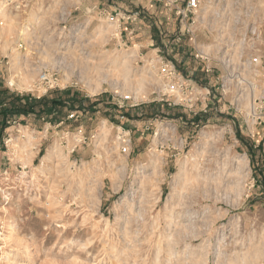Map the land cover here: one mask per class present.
I'll list each match as a JSON object with an SVG mask.
<instances>
[{
  "label": "rangeland",
  "instance_id": "374dc122",
  "mask_svg": "<svg viewBox=\"0 0 264 264\" xmlns=\"http://www.w3.org/2000/svg\"><path fill=\"white\" fill-rule=\"evenodd\" d=\"M1 11L0 90L40 106L0 139V264H264V127L157 101L159 57L204 78L166 0Z\"/></svg>",
  "mask_w": 264,
  "mask_h": 264
},
{
  "label": "built area",
  "instance_id": "2783aa9c",
  "mask_svg": "<svg viewBox=\"0 0 264 264\" xmlns=\"http://www.w3.org/2000/svg\"><path fill=\"white\" fill-rule=\"evenodd\" d=\"M261 1L264 3V0H166L176 25L171 43L173 46L184 44L204 78L195 79L180 71L173 61L159 57L158 84L154 90L157 101L181 107L193 116L197 114V106L205 110L215 103L218 105L213 106L214 111L229 113L231 122L234 124L238 119L247 131L255 125L264 127V4ZM29 2L0 0V9L21 12ZM91 11L95 12L93 18L99 14L112 21L97 6H92ZM68 16L62 10L60 23ZM14 51L25 50L17 44ZM4 59L0 58V71L10 65L9 58L5 62ZM9 79L7 76L3 90L17 92ZM50 84L48 74L40 70L35 88L44 92L36 99L46 94ZM32 99H35L33 95L26 100ZM221 105L227 109L221 110ZM73 117L74 114L69 116ZM6 123L10 124V120ZM16 134L20 139L25 137L19 129Z\"/></svg>",
  "mask_w": 264,
  "mask_h": 264
},
{
  "label": "trees",
  "instance_id": "16d2710c",
  "mask_svg": "<svg viewBox=\"0 0 264 264\" xmlns=\"http://www.w3.org/2000/svg\"><path fill=\"white\" fill-rule=\"evenodd\" d=\"M12 99L6 102V92L0 90V139L6 128V121L12 115H25L30 113L31 109L39 105V102L33 104H27V102L18 99L17 97L10 96ZM40 106V105H39Z\"/></svg>",
  "mask_w": 264,
  "mask_h": 264
},
{
  "label": "crops",
  "instance_id": "0c3cea01",
  "mask_svg": "<svg viewBox=\"0 0 264 264\" xmlns=\"http://www.w3.org/2000/svg\"><path fill=\"white\" fill-rule=\"evenodd\" d=\"M11 95H10V93H8V92H6V102H9L11 99H12V97H10ZM24 117V116H23ZM26 117H32L31 115H27ZM19 118V117H18ZM45 118V117H44ZM42 116L40 117V119L41 120H43L44 119ZM17 120V119H16ZM18 122V120L17 121H15L14 123L16 124ZM14 128V127H13ZM9 129H11V128H9ZM9 129H7V130H9ZM18 129V128H17ZM16 129V130H17ZM250 151L254 154V159H256V160H258L259 159V162H263V159L261 158L260 159V152L259 151H255L254 149H250ZM258 158V159H257Z\"/></svg>",
  "mask_w": 264,
  "mask_h": 264
},
{
  "label": "bare ground",
  "instance_id": "6f19581e",
  "mask_svg": "<svg viewBox=\"0 0 264 264\" xmlns=\"http://www.w3.org/2000/svg\"><path fill=\"white\" fill-rule=\"evenodd\" d=\"M5 13L4 11H1V14L3 15L4 18H7V16H5ZM10 26H11V23H10ZM7 31V30H6ZM9 35V34H8ZM7 43V42H6ZM60 54V53H59ZM12 58V56H10ZM124 63V62H123ZM43 68H41V70H43L44 72L46 71V68L45 66H42ZM46 73V72H45ZM39 74V73H38ZM127 78V77H126ZM9 81L13 84V85H16L14 82H13V79H9ZM35 88V85L33 86ZM30 89V88H29ZM33 89V88H32ZM18 91V89H17ZM29 91H32V90H29ZM199 166V165H198ZM197 174V173H196ZM198 175V174H197Z\"/></svg>",
  "mask_w": 264,
  "mask_h": 264
}]
</instances>
